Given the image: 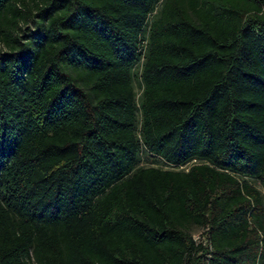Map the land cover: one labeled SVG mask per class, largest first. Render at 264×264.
<instances>
[{"label":"trees","instance_id":"trees-1","mask_svg":"<svg viewBox=\"0 0 264 264\" xmlns=\"http://www.w3.org/2000/svg\"><path fill=\"white\" fill-rule=\"evenodd\" d=\"M0 264H264V0H0Z\"/></svg>","mask_w":264,"mask_h":264},{"label":"rangeland","instance_id":"rangeland-1","mask_svg":"<svg viewBox=\"0 0 264 264\" xmlns=\"http://www.w3.org/2000/svg\"><path fill=\"white\" fill-rule=\"evenodd\" d=\"M134 73H137V71H134ZM133 86H134V91L136 94V99H138L140 90H141V85L137 77L134 79ZM138 165L139 166H156V167L166 168V166L158 158L150 156L148 153H146L142 149L140 150ZM193 233L196 239H201L202 241H204L202 230L194 229Z\"/></svg>","mask_w":264,"mask_h":264}]
</instances>
